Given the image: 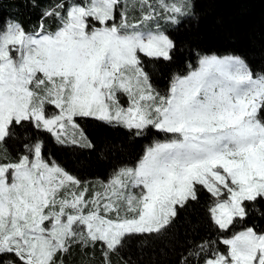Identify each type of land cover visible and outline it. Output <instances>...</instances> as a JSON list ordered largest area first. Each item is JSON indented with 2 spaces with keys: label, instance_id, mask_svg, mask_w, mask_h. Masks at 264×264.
<instances>
[{
  "label": "snow or ice",
  "instance_id": "1",
  "mask_svg": "<svg viewBox=\"0 0 264 264\" xmlns=\"http://www.w3.org/2000/svg\"><path fill=\"white\" fill-rule=\"evenodd\" d=\"M19 2L40 11L29 29L0 19V264H65L75 248L132 264L121 253L164 235L201 189L215 198L216 239L186 242L177 264H264V227L247 226L264 220V72L239 56L203 55L157 90L138 54L172 59L159 20L178 23L189 0H138L135 22L123 0ZM78 117L172 135L97 191L47 160L29 132L65 143L71 127L90 148ZM10 141L22 142L15 157Z\"/></svg>",
  "mask_w": 264,
  "mask_h": 264
},
{
  "label": "trees",
  "instance_id": "2",
  "mask_svg": "<svg viewBox=\"0 0 264 264\" xmlns=\"http://www.w3.org/2000/svg\"><path fill=\"white\" fill-rule=\"evenodd\" d=\"M190 14L178 17V23L166 19L159 20L161 28L174 42L172 59L148 58L139 54L151 83L159 91H166L174 75L182 74L188 65H195L204 54H234L243 58L254 73L264 72V0H189ZM50 0H41L46 7ZM130 7V20L140 18L138 0H124ZM40 9L19 0H0V19L19 20L26 29L36 23ZM49 26L54 22L49 20ZM92 147L83 145H63L54 140L44 130L29 129L30 135L39 139L42 154L58 163L78 179L108 178L112 172L125 165L131 166L143 155L145 146L152 140L161 139L163 133L149 128L143 136H135L120 125H108L93 118H77ZM166 136V135H165ZM167 137V136H166ZM22 150V142H9V151L15 157ZM206 190L201 189L199 201L189 204L179 211L168 231L153 237L145 243L133 241L121 253L132 264H177L182 253H186L188 241L216 239V229L209 218L207 207L213 203ZM264 227V220L255 216L247 220ZM242 227L238 226L236 230ZM219 247L223 248V245ZM99 248L81 251L75 248L65 258V264H102ZM112 264H120V257L112 256Z\"/></svg>",
  "mask_w": 264,
  "mask_h": 264
},
{
  "label": "rangeland",
  "instance_id": "3",
  "mask_svg": "<svg viewBox=\"0 0 264 264\" xmlns=\"http://www.w3.org/2000/svg\"><path fill=\"white\" fill-rule=\"evenodd\" d=\"M123 2H124V0H123ZM6 21H8V20H6ZM130 22H135V20H130ZM160 25H161V23H160ZM166 34V33H165ZM139 54H141V55H144L143 53H139ZM138 54V55H139ZM217 55V56H221V57H223V56H228V55H234V54H223V55H219V54H215V53H211V54H204V55ZM201 56H203V55H201ZM234 56H237V55H234ZM198 60V59H197ZM196 65V64H195ZM195 65L193 66V67H195ZM189 71V69H187L184 73H182V75H185V74H187V72ZM177 75H181V74H177ZM175 76V75H174ZM120 100H121V103H122V105L123 106H125V107H127V105H128V100H127V97L126 96H124V95H121L120 96ZM48 112L49 113H52V112H58V110H56L55 108H54V106H49V108H48ZM75 120H76V123L79 125V129L80 130H82L83 131V128H81L82 127V125L79 123V121L77 120V118H75ZM153 131H158V130H156V129H152ZM159 132V131H158ZM51 134V133H50ZM75 134V138L79 141L78 143H75V144H73V143H71L70 141L73 139V135ZM83 134H84V136L86 137V135H85V133H84V131H83ZM52 135V134H51ZM167 137H166V136ZM171 135L172 134H164L163 133V135H161V136H164L163 138H161V139H155V140H152L150 143H148L146 146H150L154 141H165L166 139H170L171 138ZM52 137L54 138V140L57 142V140H56V138H55V136L54 135H52ZM65 139H66V141L67 142H65V143H59V144H63V145H83L84 144V141L83 140H81V138H80V135H79V131H77V130H74V129H72L71 127H69L68 128V130H67V133H66V135H65ZM87 140L88 141H90L89 139H88V137H87ZM146 146H145V148H146ZM145 150V149H144ZM143 154H144V152H143ZM51 162V161H50ZM56 163V162H55ZM58 164V163H57ZM59 165V164H58ZM135 165V164H134ZM134 165H131V166H134ZM63 168V167H62ZM110 177V176H109ZM109 177L107 178L106 177V179H104V178H99V177H96V178H92V179H88V178H85V179H79L82 183H84V182H86V183H88L90 186L91 185H96L97 187H96V190L97 191H99V190H101L100 188H99V182L100 181H104V182H107V180L109 179ZM90 191H91V188H90ZM224 198H226V197H224ZM215 199V198H214Z\"/></svg>",
  "mask_w": 264,
  "mask_h": 264
},
{
  "label": "bare ground",
  "instance_id": "4",
  "mask_svg": "<svg viewBox=\"0 0 264 264\" xmlns=\"http://www.w3.org/2000/svg\"><path fill=\"white\" fill-rule=\"evenodd\" d=\"M182 75V74H181Z\"/></svg>",
  "mask_w": 264,
  "mask_h": 264
}]
</instances>
